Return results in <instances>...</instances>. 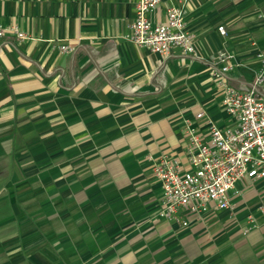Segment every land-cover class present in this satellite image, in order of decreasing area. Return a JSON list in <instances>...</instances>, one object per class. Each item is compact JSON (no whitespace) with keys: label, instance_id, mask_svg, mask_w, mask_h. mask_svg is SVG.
I'll return each mask as SVG.
<instances>
[{"label":"crops","instance_id":"0c3cea01","mask_svg":"<svg viewBox=\"0 0 264 264\" xmlns=\"http://www.w3.org/2000/svg\"><path fill=\"white\" fill-rule=\"evenodd\" d=\"M135 4L0 0V264H264V178L237 182L234 210L210 203L184 226L158 214L154 172L163 155L188 166L186 119L233 125L210 67L228 53L229 83L251 86L264 0H191L198 57L129 41Z\"/></svg>","mask_w":264,"mask_h":264},{"label":"built area","instance_id":"2783aa9c","mask_svg":"<svg viewBox=\"0 0 264 264\" xmlns=\"http://www.w3.org/2000/svg\"><path fill=\"white\" fill-rule=\"evenodd\" d=\"M172 1V0H170ZM191 0H175L166 5L165 21L153 24L150 14L163 0H136L135 14L126 38L152 52L169 56L180 49L183 55L198 57L196 34L187 26ZM8 28L0 23V38ZM224 34L225 28L219 27ZM19 39L26 34L14 28ZM73 46L63 44L61 50ZM260 67L248 88H236L228 80L232 55L221 52L210 73L222 88L224 110L233 118L232 126L221 127L210 118L200 131L192 120L184 121L188 166L178 157L163 155L154 167L163 186L159 215L188 225L185 213L199 214L210 203L220 209L234 210L230 191L245 178H264V54L258 53ZM204 111L196 114L203 120ZM184 211V213H183ZM264 215V208H262ZM253 222V217H250Z\"/></svg>","mask_w":264,"mask_h":264},{"label":"rangeland","instance_id":"374dc122","mask_svg":"<svg viewBox=\"0 0 264 264\" xmlns=\"http://www.w3.org/2000/svg\"><path fill=\"white\" fill-rule=\"evenodd\" d=\"M224 28L227 29L226 25H224ZM227 31L225 30L224 36H226Z\"/></svg>","mask_w":264,"mask_h":264}]
</instances>
